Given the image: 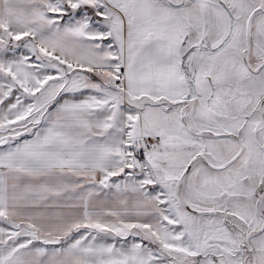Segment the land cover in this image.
Returning <instances> with one entry per match:
<instances>
[{
  "label": "snow or ice",
  "instance_id": "obj_1",
  "mask_svg": "<svg viewBox=\"0 0 264 264\" xmlns=\"http://www.w3.org/2000/svg\"><path fill=\"white\" fill-rule=\"evenodd\" d=\"M0 264H264V0H0Z\"/></svg>",
  "mask_w": 264,
  "mask_h": 264
}]
</instances>
